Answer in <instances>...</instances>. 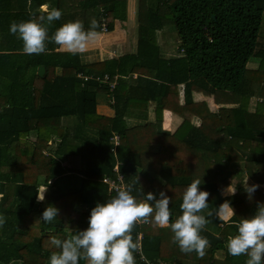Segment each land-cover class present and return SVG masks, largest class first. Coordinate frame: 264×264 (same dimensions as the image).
Here are the masks:
<instances>
[{"label": "trees", "instance_id": "1", "mask_svg": "<svg viewBox=\"0 0 264 264\" xmlns=\"http://www.w3.org/2000/svg\"><path fill=\"white\" fill-rule=\"evenodd\" d=\"M26 1L0 0V215L6 218L0 264H49L60 251L50 238L86 229L90 210L121 190L102 179L118 174L138 201L140 188L157 199L161 191L171 197L170 223L182 214L183 194L194 180L201 178L200 190L210 194L200 213L209 221L200 233L209 241L203 257L181 252L170 228L141 223L131 233L136 243L140 236L136 264H245L248 257L230 255L227 242L264 203V193L257 189L249 200L243 187L247 176L264 182V101L250 107L253 84L260 83L255 93L264 98V0H137L135 51L98 61L50 41L45 53L25 54L9 26L44 14L27 10ZM29 1L35 8L60 4ZM79 5L53 22L49 37L78 12L86 31L93 19L101 26L102 17L112 31L126 8L123 0ZM169 27L178 51L165 56L158 36ZM253 59L254 69L248 67ZM99 93L106 94L111 114L97 111ZM150 104L154 121L147 120ZM164 110L180 119L172 130L162 128ZM233 179L236 194H224ZM40 187H47L43 202L37 200ZM225 201L235 212L227 220L219 215ZM48 205L59 209L50 223L40 219Z\"/></svg>", "mask_w": 264, "mask_h": 264}, {"label": "clouds", "instance_id": "2", "mask_svg": "<svg viewBox=\"0 0 264 264\" xmlns=\"http://www.w3.org/2000/svg\"><path fill=\"white\" fill-rule=\"evenodd\" d=\"M62 12L56 8L44 10L37 19L11 22L9 32L23 42L25 54L45 53L46 42H53L62 50L77 54L85 51L88 43L93 42L99 33L100 25L93 19L86 31L82 21L76 20L64 23L49 37L48 29L54 21L59 20ZM50 183V182H49ZM137 183V181H136ZM202 179L194 180L185 190L180 209L182 214L170 223L171 197L164 191L159 198L149 192L143 194V200L138 201L131 195L132 185L118 190L117 195L104 203H97L90 210L88 227L75 231L66 239L50 238V244L59 249L50 256L49 264H79L81 259L87 264H136L134 253L140 245L133 241L131 235L137 224L154 223L163 228H170L173 233V243H176L183 253L195 252L200 257L205 255L209 241L201 236V231L209 222L200 213L208 208L209 192L200 190ZM244 191L249 200L259 188L258 184H248V176L243 183ZM37 197L38 202L44 201V193ZM229 195L236 194L235 187H228ZM151 202V203H150ZM219 208H231L225 201ZM59 209L48 205L40 217L50 223L58 216ZM232 215H235L232 210ZM208 215H212L211 212ZM6 218L0 215V227ZM227 251L234 257H248L245 264H264V203H257L256 212L250 218L242 219L238 224V234L227 242Z\"/></svg>", "mask_w": 264, "mask_h": 264}, {"label": "crops", "instance_id": "3", "mask_svg": "<svg viewBox=\"0 0 264 264\" xmlns=\"http://www.w3.org/2000/svg\"><path fill=\"white\" fill-rule=\"evenodd\" d=\"M126 2V8L123 12L125 11H131L132 15L134 16L132 22L133 25L135 27H137V32H135L134 34L132 33V30L130 29L131 27V20L127 23V25L125 26V18H123V20L117 19L114 21V29L112 31H109L108 33H99V35L97 36V38L93 41L87 44L86 49L84 52H82L84 54V59L87 61H98V60H103V59H108L111 57H118L121 55H124L126 53H130V52H134L136 49V41L138 38V20H137V0H123ZM81 4V0H60V4H59V9L62 13H64L66 10H74L75 8L79 9ZM26 7L27 10H41L44 11L46 8L49 9L48 4H43L41 5L39 8H35V6L33 5V7L30 5V1L27 0L26 1ZM78 12V11H77ZM124 15V13H123ZM91 16V13H90ZM125 17V16H124ZM79 20L81 21V16L78 14L76 15L75 18L70 19L71 21H76ZM171 24V22L167 21V20H163V26H169ZM117 27V28H116ZM121 35V39L120 36ZM136 38H135V37ZM163 36H158V44L159 45H163V53L165 54V56H172L175 55L176 50L173 52H168L167 50V46L169 45L168 42H162L160 41V38H162ZM134 38V39H133ZM177 42V41H176ZM178 45V43H176ZM119 49H123V52H119ZM59 50H62L59 47ZM112 51H115L116 53H112ZM251 62V61H250ZM249 62V63H250ZM257 59H253L252 60V64H248L249 68H256L257 66ZM46 74V71H45ZM258 86H260V83H256L253 84V86L251 87L254 90V96L250 99V107L253 108L256 104V102H262L263 100H261V98L258 99V97H255V92L258 89ZM179 92H182V86H180L179 88ZM181 95V94H180ZM195 98L197 100H206L210 103V106L212 108H217L218 105L211 100V98H208L206 96H204L203 94H195ZM149 111L147 114V120L150 121H154L155 120V115L153 112V105L150 104L149 105ZM162 128L166 129V130H172L173 126H177V124L180 122V119L175 118L174 115L171 113V111L169 110H164L162 113ZM135 122V120H134ZM195 123H199L198 119H194ZM168 126V127H167ZM236 180H232V184L234 186V183ZM236 183V182H235ZM248 184L252 185V184H258L259 188L258 191H260L261 193H264V182H260V183H251L248 181ZM235 187V186H234ZM226 194V193H224ZM253 200V199H251ZM232 211L230 210V208H222L219 211V215L222 219L227 220L230 216H231Z\"/></svg>", "mask_w": 264, "mask_h": 264}, {"label": "rangeland", "instance_id": "4", "mask_svg": "<svg viewBox=\"0 0 264 264\" xmlns=\"http://www.w3.org/2000/svg\"><path fill=\"white\" fill-rule=\"evenodd\" d=\"M124 13V18H125V26L127 25V23L131 20V22H132V20H133V18H134V16L132 15V12L131 11H125V12H123ZM135 25V24H134ZM133 25V22H132V24H131V27H130V29L132 30V33L134 34L135 32H137V27H135ZM117 28V27H116ZM168 31H170L168 34H166V35H164L162 38H160V41H162V42H168L169 43V45L167 46V50H168V52H173V51H175L176 50V48H177V37H176V32H175V30H174V28H172V29H170V27L168 28ZM108 33V32H107ZM120 37V39H121V35L119 36ZM135 37V36H134ZM176 37V38H175ZM136 38V37H135ZM134 39V38H133ZM159 41V40H158ZM178 50H176V52H177ZM119 52H123V49H119ZM112 53H116L115 51H112ZM250 65L252 64V61L249 63ZM255 97H258V99L259 98H261V100H263L264 101V98H262V97H259L258 95H257V93L255 94ZM149 109L150 108H148V111H149ZM97 111L99 112V113H102V114H104V115H109V114H111L112 113V110L109 108V106H108V100H107V96H106V94L104 93H99L98 94V107H97ZM168 127V126H167ZM30 137H31V139H34L35 138V136H34V134H32V135H30ZM50 143V142H49ZM234 180V179H233ZM234 187L233 185H228L227 187H226V189L228 188V187ZM226 189L224 190V193H226V194H228L227 192H226ZM42 191H43V187H40V193H42Z\"/></svg>", "mask_w": 264, "mask_h": 264}, {"label": "built area", "instance_id": "5", "mask_svg": "<svg viewBox=\"0 0 264 264\" xmlns=\"http://www.w3.org/2000/svg\"><path fill=\"white\" fill-rule=\"evenodd\" d=\"M100 32L101 33H107L108 32L107 21L105 20L104 17L101 18ZM106 79H108L107 75L104 76V80H106ZM114 84H115L114 81L110 84L111 89L114 87ZM113 141H114V144L116 145L117 144V136L116 135L113 136ZM115 170H117V167H115ZM102 182L106 183L108 185V188L111 190H114V191L124 188V184L122 182V176L120 174H118L117 180L110 178V177H104L102 179ZM139 239H140V236L138 237V242H137L140 245ZM138 251L141 253L140 249ZM141 259L145 260L143 255H141ZM146 263L147 264H155L154 262H150V261H146Z\"/></svg>", "mask_w": 264, "mask_h": 264}, {"label": "water", "instance_id": "6", "mask_svg": "<svg viewBox=\"0 0 264 264\" xmlns=\"http://www.w3.org/2000/svg\"><path fill=\"white\" fill-rule=\"evenodd\" d=\"M109 7L111 8V5ZM37 74L41 77H44L45 76V67L39 66L37 69Z\"/></svg>", "mask_w": 264, "mask_h": 264}]
</instances>
